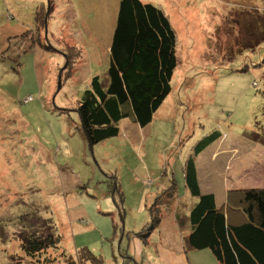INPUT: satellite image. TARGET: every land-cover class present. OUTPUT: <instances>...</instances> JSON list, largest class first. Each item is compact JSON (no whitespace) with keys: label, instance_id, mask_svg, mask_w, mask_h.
I'll list each match as a JSON object with an SVG mask.
<instances>
[{"label":"rangeland","instance_id":"obj_1","mask_svg":"<svg viewBox=\"0 0 264 264\" xmlns=\"http://www.w3.org/2000/svg\"><path fill=\"white\" fill-rule=\"evenodd\" d=\"M119 1L74 0L76 12L70 0H0V264H71L82 247L105 264H158L153 241H164L168 230L170 242L181 235L177 197L187 210L195 199L183 173L194 146L215 130L227 135L226 149L257 142L252 134L264 137V0H145L163 7L177 29L172 91L148 125L130 116L118 135L91 144L76 106L91 76L108 67L104 50ZM41 2L47 30L38 32ZM70 45L92 60L80 64L79 56L72 66L61 50L74 53ZM210 149L199 156L204 184L225 210L240 209L238 200L227 205L228 170L223 158L208 162ZM173 179L176 194L161 205L163 234L158 223L146 240L138 237L148 260L129 234L147 228L150 207ZM34 231L60 235L61 248L39 261L28 256L22 240ZM188 253L187 264H220L211 250Z\"/></svg>","mask_w":264,"mask_h":264},{"label":"trees","instance_id":"obj_2","mask_svg":"<svg viewBox=\"0 0 264 264\" xmlns=\"http://www.w3.org/2000/svg\"><path fill=\"white\" fill-rule=\"evenodd\" d=\"M46 3L41 2L36 9L38 32L46 23ZM39 38L32 40L33 48ZM177 41V29L163 7L145 0L119 1L108 67L103 74L92 77L76 106L82 130L91 144L118 135L119 122L124 118L131 116L142 127L152 121L172 91L171 82L178 66ZM69 47L75 52L68 53L65 46L61 50L68 54V62L73 66L85 54L77 45ZM261 66L264 68V59ZM251 136L264 143V137ZM222 137L225 134L221 131H213L194 146L184 162L185 186L196 199L190 209L191 227L183 237L184 247L209 249L220 264H264V188L229 191L227 205L233 208L238 200L243 213L236 221L230 217L231 209L225 210V204H219L214 193L201 190L197 158ZM176 188L173 179L172 189L156 199L160 204L150 207L152 221L138 236L146 240L161 222V205L167 197L175 196ZM22 245L28 256L39 261L48 249L61 248V236L53 231L45 236L34 231L22 240ZM78 255L71 264H105L101 255L87 247L79 248Z\"/></svg>","mask_w":264,"mask_h":264},{"label":"crops","instance_id":"obj_3","mask_svg":"<svg viewBox=\"0 0 264 264\" xmlns=\"http://www.w3.org/2000/svg\"><path fill=\"white\" fill-rule=\"evenodd\" d=\"M71 3L73 4V11H78L77 7L74 6V0H70ZM77 19V17H76ZM84 31V30H83ZM93 34H92V33ZM84 33V32H82ZM91 37L93 36H98V33L95 31H90ZM110 47V46H109ZM84 48V47H83ZM91 49V52H93V58L95 61H97L100 57L99 52H98V47H93L89 48ZM89 52V51H88ZM106 56L109 57V52L110 48L104 50ZM85 56L87 58H83V60L80 62L86 64L88 60H92L91 57H88L87 53L85 52ZM92 56V54H91ZM89 79V81L86 83V87L89 85V82L91 81L92 77ZM85 87V88H86ZM226 135V134H225ZM226 137H222L219 141L215 142L212 144L208 149L209 152H207L208 155V162L211 161H219L221 158L224 159V164L226 167V172L224 174V179L228 178V190L232 189H246V188H264V145L254 142L251 144H245L244 146H239L238 143L231 145L233 148L226 149L225 145L226 142L224 139ZM206 149V150H208ZM205 150V151H206ZM204 151V152H205ZM203 152V153H204ZM202 154V153H201ZM200 154V155H201ZM199 155V156H200ZM199 156L197 158V168H198V177H199V182L201 186V190L203 193H214L212 190L209 189L210 185L208 184V181L205 182L204 184V177L206 179L207 173L205 170H207L206 165H204L203 169H201L199 165ZM203 175V176H202ZM185 186V183H184ZM186 187V186H185ZM187 192H189L188 188L186 187ZM188 195H185V197ZM183 200L180 199V197H177L176 205H178L175 211V220L176 222L181 226V235L180 238L176 241L173 240V242H170L172 239L171 234L167 231L165 236H164V241H158L154 242L153 244H157V249H156V262L158 264H170V261L174 259L175 264H187L189 263V253L192 250H186L184 247V241L183 237L190 231V223H189V213L190 209L193 206V204L196 202L195 199H191V205L189 206L188 210L187 207H182L183 205ZM73 202V201H72ZM75 203V201H74ZM73 203V204H74ZM223 204V203H219ZM235 211H231L230 217L233 218V220L236 221L235 218H239L240 216H243V213L239 208L233 209ZM243 217H241L242 219ZM163 218L160 222L161 231L163 234ZM158 232V228L153 231ZM149 237L151 239L152 234ZM137 235V234H136ZM129 237L132 238L130 241V245L132 248L137 247V249L140 251L142 255H145V258L150 260L152 257L149 255L150 251H147V249H143L140 240L134 234H129ZM152 241H149L148 243H145L146 246H149ZM177 244V245H176ZM202 250H209V249H202ZM200 250V251H202ZM194 251H199V250H194ZM208 254V253H207ZM211 254L212 251H211ZM214 256V254H213ZM134 257V256H133ZM215 257V256H214ZM135 258V257H134ZM136 260V258H135ZM137 261V260H136ZM186 262V263H185Z\"/></svg>","mask_w":264,"mask_h":264},{"label":"built area","instance_id":"obj_4","mask_svg":"<svg viewBox=\"0 0 264 264\" xmlns=\"http://www.w3.org/2000/svg\"><path fill=\"white\" fill-rule=\"evenodd\" d=\"M29 99H34L33 96H30Z\"/></svg>","mask_w":264,"mask_h":264},{"label":"water","instance_id":"obj_5","mask_svg":"<svg viewBox=\"0 0 264 264\" xmlns=\"http://www.w3.org/2000/svg\"><path fill=\"white\" fill-rule=\"evenodd\" d=\"M66 66H67V64L65 65V67H66ZM65 67H64V68H65ZM62 70H63V69H62ZM60 81H61V79H60ZM60 86H61V85H60Z\"/></svg>","mask_w":264,"mask_h":264},{"label":"clouds","instance_id":"obj_6","mask_svg":"<svg viewBox=\"0 0 264 264\" xmlns=\"http://www.w3.org/2000/svg\"><path fill=\"white\" fill-rule=\"evenodd\" d=\"M226 136V135H225Z\"/></svg>","mask_w":264,"mask_h":264}]
</instances>
